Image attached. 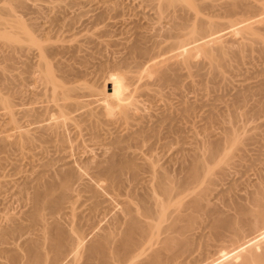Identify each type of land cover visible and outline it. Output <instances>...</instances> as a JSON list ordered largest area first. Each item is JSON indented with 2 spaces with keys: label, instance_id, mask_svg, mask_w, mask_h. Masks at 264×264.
<instances>
[{
  "label": "rangeland",
  "instance_id": "374dc122",
  "mask_svg": "<svg viewBox=\"0 0 264 264\" xmlns=\"http://www.w3.org/2000/svg\"><path fill=\"white\" fill-rule=\"evenodd\" d=\"M21 1L24 6L12 4V10L0 0V98L11 102L8 108L0 104V264H29V245L41 238L44 223L78 232L86 244L96 235L121 238L130 207L143 221L146 199L153 192L166 198L156 184L168 174L177 191L172 207L184 203L172 208V217L186 219L178 233L188 247L174 264H210L234 236L226 226L214 231L211 212L241 222L240 208L252 209L253 196L264 195V0H238V10L235 0H197L202 9L165 0ZM14 16L30 26L37 45L12 26ZM206 22L219 26L200 42L215 59L195 38ZM1 32L22 38L11 43ZM189 40L192 49L179 45ZM41 53L64 86L81 85L71 94L85 109L56 104L42 79ZM231 131L242 142L229 148ZM196 153L213 171L211 182L199 180L188 189L207 193L194 214L188 205L196 193L190 196L182 183ZM111 156L132 160L137 170L111 177L95 192L94 173ZM71 170L69 197L53 211L43 198L41 227L31 217L36 191L57 194ZM42 244L50 253L48 239ZM143 250L122 261L145 258Z\"/></svg>",
  "mask_w": 264,
  "mask_h": 264
},
{
  "label": "bare ground",
  "instance_id": "6f19581e",
  "mask_svg": "<svg viewBox=\"0 0 264 264\" xmlns=\"http://www.w3.org/2000/svg\"><path fill=\"white\" fill-rule=\"evenodd\" d=\"M5 1H8L7 2L8 4L6 3L5 5L6 6L10 5L11 8H12V4L13 6H15L16 3L22 7L24 6L23 1L21 0H5ZM162 1L163 2L166 1L167 5L168 3L175 4V2L179 3V1H183V2L185 1L184 3H188L189 4V5L187 4L188 7H191L193 9L194 8L202 9L203 7V6L201 7L198 4L197 0H196L197 3L195 2V0H165V1L162 0ZM202 2L203 1L200 0L199 3L201 5H204L205 1H204V4H202ZM233 3H234V5H232L233 8L237 6L239 7L240 2L238 3V0L237 1L235 0ZM8 7H6V9ZM235 9L236 8H234V10ZM10 13L13 16L14 14L13 11ZM13 18H14L13 20L11 19V21L13 22V23L11 22L12 26L14 24L16 28H19L20 30H22V32L27 36L26 39L29 38L30 39L29 41H31V44L37 45L38 42L35 41V39L31 35L32 34L31 29H29L30 26L28 27L26 23L25 24L23 23L24 21L22 22L20 18H17L16 16H14ZM206 23L205 24L201 23L199 31L197 30L198 32L196 34H198L197 35L198 37L195 36V38H199L198 40L203 39L204 41V39H208L207 37L212 38V36H215V33L218 31L219 26L217 24H214L212 22L209 24L207 23L208 24L207 25ZM2 35L5 40L11 43L17 42L19 37L22 38L21 35L18 36L19 34H16L15 32L14 33L4 32L2 33ZM192 41L190 40L184 41V42H181L179 45L183 47H187L186 49H189L190 47H192L193 44L195 45V43L192 44ZM200 42H202V40L199 41L198 43ZM204 46L206 47V45L201 44V46H198V47L203 48L201 50H203L204 53H206L209 56L212 55V58L215 59L216 57L212 53L210 54V52L207 50V47L205 48ZM142 51L147 52L146 50H143V49ZM42 55H43V57H41L42 62L40 61L39 63L41 64V67H43V70H44V73H43L44 77H42V79H44V81L46 82L45 83L46 86L49 85L50 86L49 88L53 89V92H52L53 94L51 93V95L53 96V99L56 101V104L58 102L60 104L58 105L61 108H63V106L65 108L66 105H72L76 108L85 109L86 106L80 103L78 100L73 99V96L71 94L72 91H75L77 89L79 90L80 88H82L80 87L81 85L80 86L76 85L77 87H72V85H69L68 87L64 86L65 84L63 83V80L59 78L64 85L57 79V77L59 76L56 77L55 72H53L54 70L51 68L52 66L51 67L49 66L50 64H48V62L46 61V58L44 57L43 53H41V56ZM61 63L62 62H60L59 64L60 66L63 67V65L65 64L63 63L61 65ZM146 73L148 74L152 73L151 67L146 68ZM49 88L47 89L50 90ZM89 90L91 91V93H89L90 95L93 92L95 93V90L92 89L93 90L92 91L91 87H89ZM9 103H11L10 100L8 101V100H5L4 98H0V104L4 105L5 107L8 108ZM124 103H123V106H124ZM62 111L67 113L66 111L61 109V112ZM225 140L227 141L229 148H231V146H233L234 144L236 143L238 144L242 142V137L240 133H237V132L235 133L231 131L228 133L227 138ZM218 146L216 145L215 149H218L217 148ZM230 153L229 151H227V153L225 154V157L226 156L227 157L225 158L223 156V158L227 160ZM200 154L201 153L199 154L196 153L195 156L193 157L190 171L182 183L183 186L181 185L182 189L184 188L187 189V190L185 189L186 191H188V189L190 190L191 186L194 185V183L198 182L199 180L211 182L210 180L212 178L213 169L212 167H210L209 162L207 163L206 160H204L202 156H200ZM106 161H107L106 165L105 164L103 165L101 163L103 166L100 164L102 167L99 166L100 168L94 173V176H95L94 178H95L96 183L92 185V189L95 192H100L101 191L100 188L103 189L104 187H106L107 181L111 177H119L122 173L126 171L134 173L137 170L134 162L129 159H114L111 156ZM153 171H155L154 168H153ZM164 173L165 172H163V174ZM163 174L161 173V175ZM74 179H75V173L72 170L68 171L63 177V180L61 183V191L55 195L45 190L40 191L39 189V191L38 190L36 191L35 193L36 195H34L35 196L34 199L36 198L35 200L37 201V206L35 207V210L33 211L32 216H31L34 219L33 221L35 222L37 221V223L39 224L40 222L42 224L44 223V218L46 221V217H44L45 214H43L42 212L43 211L42 210L43 198L48 197L47 198L48 201L46 205H44V207L48 208L51 211L57 209L65 201V199L69 197L73 189ZM161 179L163 180L159 182L157 181L158 185L156 184V186L157 187L159 186L162 196L166 198L164 200H160L158 199L159 197L157 196V194L153 192L152 195H150L151 200H149V198L146 199L145 203L143 204L144 208H142L144 209L142 212H144L146 216L145 219L143 220L144 222L141 221L142 219L140 220V218H138L139 216L137 217L136 215L137 212H135V209L130 207V209L128 210V212L130 213L129 214L130 219L128 217L129 222L127 221L128 223H127L126 228L123 231H120L121 238L115 240L114 238H111L108 236H98L97 237L96 235L92 242L90 241V243L86 244L83 239H80L79 236H77L78 232L70 233V232H67L60 225H57L54 228H52L51 226H48L47 223H44L45 224V225L43 224L44 231H43L41 238L29 245L28 263L29 264H124L122 259L127 257L130 251H134V250L138 251L141 248L142 250L143 249L145 250V247L147 246L148 249L145 250V251L148 250L146 257L145 258L143 257L142 259L139 258L138 260L134 259L130 262V264H174L177 261L178 257H180L183 253L188 251L187 249L188 247L184 244L185 241H183V237L181 236L183 235L182 233H184L185 231V228H184L185 226H183V224H180L182 220H186V219H183L180 216L181 214L179 216L177 215L178 217L177 216L174 218L172 217V208L174 210L175 209L174 206L179 205L180 207L181 203L182 204L184 203L179 202V200H181L179 199L178 200L179 203L175 204L172 207V205L174 204L172 199L175 197L174 193L177 191L175 190V187L173 186L174 184L171 183L172 181L170 182L171 178L169 177V174H168V178L166 175H163V178ZM103 181H105L106 183ZM194 188L195 187H193V189ZM203 188H205V186L201 187L200 189L202 190ZM196 191H192V192L188 191L189 194L193 192L196 193V194L194 193L195 196L193 197L191 196L192 194H190L191 196L190 198H192L191 201H190V198L187 200L188 202L190 201L189 202L190 204L192 203L191 205H188L189 203L186 200H184L186 208H187V205L188 207L190 206V208L192 206L193 210L192 209L191 210L192 212L194 211V214L196 212L199 213L201 209H203L204 206L202 204V201L203 199L204 201L206 200L205 197L207 195V193H202L201 191L196 192ZM204 192H207L206 188L204 189ZM259 194L260 193L255 194L253 196L254 199L252 200L254 202L253 205H255L256 207L253 206L251 209L248 206H247L248 208H245L244 206H242V208H240L239 212H240L241 219H242L241 222H237L232 217H224V216L220 217L221 214H218L219 216L218 215L215 216L214 213L211 212V215L213 217L212 226H213L214 231L218 232L221 227L226 226L227 228L230 229V232L235 237L232 236L231 234L232 238L230 239L229 244L226 246H221L219 249L215 251L214 254H212V256L210 257V264H264V197H263L264 195L260 196ZM256 195H258V197H256ZM138 215L140 214L138 213ZM193 216L195 215H192V217ZM169 219L172 221H170ZM154 221H156V223ZM164 221H170V222H169V225L165 227V231H162L161 224ZM42 224H40L41 227H42ZM244 226L246 228L248 226L247 231L250 230L248 232H251L249 233V235L247 234L246 231H244L246 230ZM163 232H166L167 236L165 235L163 238H161V240H159L160 233H163ZM174 232H176L177 234L180 233L181 235L180 234L179 235L181 236V238H179V235H177ZM245 232L247 235L244 234ZM168 233L170 234V236H168ZM172 233L174 235L176 234L177 236L176 235L172 236L171 235ZM139 234H142L144 236L143 241L139 240V237H138ZM43 238L48 239L50 253H47L43 250V247H42ZM155 243L157 244L159 243L160 247L155 248L154 247ZM177 246H181V247L178 248ZM84 248H85V251L84 253H82L83 250L81 249H84ZM249 251L252 252V255L251 253H249ZM82 258H84V263H81ZM115 261L116 263H113Z\"/></svg>",
  "mask_w": 264,
  "mask_h": 264
}]
</instances>
